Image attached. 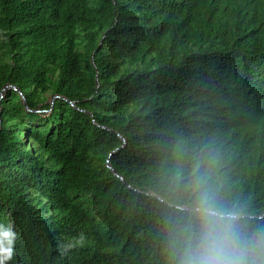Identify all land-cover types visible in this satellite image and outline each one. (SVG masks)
I'll return each mask as SVG.
<instances>
[{"label": "trees", "instance_id": "1", "mask_svg": "<svg viewBox=\"0 0 264 264\" xmlns=\"http://www.w3.org/2000/svg\"><path fill=\"white\" fill-rule=\"evenodd\" d=\"M8 84L26 106L0 100L5 264H168L182 143L264 213V0H0Z\"/></svg>", "mask_w": 264, "mask_h": 264}, {"label": "clouds", "instance_id": "2", "mask_svg": "<svg viewBox=\"0 0 264 264\" xmlns=\"http://www.w3.org/2000/svg\"><path fill=\"white\" fill-rule=\"evenodd\" d=\"M218 161L207 146L180 144L165 170L168 264H264V218L223 195ZM16 234L0 225V264L14 256Z\"/></svg>", "mask_w": 264, "mask_h": 264}, {"label": "water", "instance_id": "3", "mask_svg": "<svg viewBox=\"0 0 264 264\" xmlns=\"http://www.w3.org/2000/svg\"><path fill=\"white\" fill-rule=\"evenodd\" d=\"M9 88H13L14 90H16V91H18V93H19V95L21 96V99H22V102H23V104L26 106V102H25V97H24V95L20 92V90L18 89V88H16L15 86H13V85H10V84H8V85H6L4 88H2L1 89V91H0V100H1V98L3 97V94H4V92L7 90V89H9ZM55 97H59L58 95H54V96H52L51 97V99H50V107H49V110L51 109V107H52V105H53V100H54V98ZM62 98V97H61ZM71 105H73V102H71ZM0 114H1V112H0ZM0 121H1V116H0ZM120 136V138L122 139V144L117 148V149H120L121 147H123L124 145H125V139L121 136V135H119ZM109 159V158H108ZM108 159H107V164H108ZM110 169H112V167L110 166V165H107ZM113 170V169H112ZM113 172H114V170H113ZM118 176V178L120 179V180H122V181H124V179H123V177L122 176H119V175H117ZM154 196H157V195H155V194H153ZM158 197V196H157ZM261 216V218L262 217H264V213L263 214H261L260 215Z\"/></svg>", "mask_w": 264, "mask_h": 264}]
</instances>
